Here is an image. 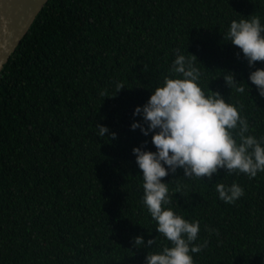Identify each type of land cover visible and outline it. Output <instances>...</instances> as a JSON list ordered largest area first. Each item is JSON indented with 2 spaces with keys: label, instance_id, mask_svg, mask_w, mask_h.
Segmentation results:
<instances>
[{
  "label": "trees",
  "instance_id": "obj_1",
  "mask_svg": "<svg viewBox=\"0 0 264 264\" xmlns=\"http://www.w3.org/2000/svg\"><path fill=\"white\" fill-rule=\"evenodd\" d=\"M251 16L264 24V0H46L0 69V264H145L170 246L143 203L132 149L155 147L131 129L143 123L134 109L179 49L196 56L205 94L219 92L264 137V97L248 79L264 62L250 67L226 39L232 20ZM228 71L244 93L226 85ZM163 182L181 190L172 210L199 221L195 243L209 241L194 264H264V172L208 180L178 168ZM233 182L244 195L220 200L216 183ZM137 235L156 244L136 247Z\"/></svg>",
  "mask_w": 264,
  "mask_h": 264
},
{
  "label": "clouds",
  "instance_id": "obj_2",
  "mask_svg": "<svg viewBox=\"0 0 264 264\" xmlns=\"http://www.w3.org/2000/svg\"><path fill=\"white\" fill-rule=\"evenodd\" d=\"M226 39L242 51L250 67L264 62V24L259 16L232 20ZM189 54L186 56L176 49L170 74L152 90L142 107L134 109L133 115H142L143 123L134 121L130 125L132 130L139 128L145 136L152 133L155 151L133 147L132 152L142 173L143 203L157 223L156 231L170 243L159 252H147L145 264H194L191 254L201 252L209 243L208 240L195 243L200 223L189 222L172 210V194L181 195V190L177 186L170 194L163 178L178 168L183 170L184 177H207L208 180L221 169L250 178L264 172V137L250 134L247 118L219 92L209 90L210 94H205L198 84L201 73L196 67L197 58ZM223 78L228 87H234L238 93L245 92L244 83L234 79L231 71ZM248 79L264 97V68H255ZM123 87L117 83L110 97ZM96 128L99 137L107 133L111 139H117L116 133L107 126L97 124ZM215 187L219 199L226 203H234L244 195V189L235 182L230 186L216 183ZM205 229L209 235L217 232L207 225ZM132 243L136 247L151 248L156 239L145 242L137 235Z\"/></svg>",
  "mask_w": 264,
  "mask_h": 264
},
{
  "label": "water",
  "instance_id": "obj_3",
  "mask_svg": "<svg viewBox=\"0 0 264 264\" xmlns=\"http://www.w3.org/2000/svg\"><path fill=\"white\" fill-rule=\"evenodd\" d=\"M46 0H0V69Z\"/></svg>",
  "mask_w": 264,
  "mask_h": 264
}]
</instances>
